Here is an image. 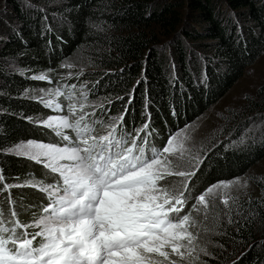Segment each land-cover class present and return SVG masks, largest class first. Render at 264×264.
Masks as SVG:
<instances>
[{"label": "trees", "instance_id": "trees-1", "mask_svg": "<svg viewBox=\"0 0 264 264\" xmlns=\"http://www.w3.org/2000/svg\"><path fill=\"white\" fill-rule=\"evenodd\" d=\"M263 53L264 0H0V210L4 219L32 222L49 200L27 182L54 184L59 179L7 151L50 137L34 123L36 117L48 114L35 100V92L51 89L67 60L81 54L87 59L83 67L87 71L64 79L61 91L65 86L72 91L83 82L88 92L81 97L88 102L109 99L83 114L96 133L107 134L110 129L103 119L123 113L119 130L129 134V141L147 137V144L137 140L147 150L152 145L161 147L169 134L217 103ZM40 75L46 79H33ZM261 108L255 105L258 113L253 121L264 126ZM246 123L240 124L233 138L241 137ZM144 124L148 129L137 132ZM228 140L214 146L199 169L202 189L244 176L264 158V139L239 143L235 151L228 148ZM13 182H21L24 188H15ZM258 187V199L231 209L216 205L209 211V255L199 250L200 264H264V183ZM13 210L18 217L11 216Z\"/></svg>", "mask_w": 264, "mask_h": 264}, {"label": "snow or ice", "instance_id": "snow-or-ice-1", "mask_svg": "<svg viewBox=\"0 0 264 264\" xmlns=\"http://www.w3.org/2000/svg\"><path fill=\"white\" fill-rule=\"evenodd\" d=\"M49 95L62 93L57 89ZM45 106L61 108L51 100ZM67 107L65 115L44 121V126L69 142L66 146L28 141L13 149L18 156L43 163L59 179L54 184L27 182L49 200L32 222L6 221L0 210V264H181L191 257L197 234L190 229L198 221L184 210L189 178L196 172L187 167L190 149L183 130L172 134L162 148L152 145L146 150L137 140L147 144V137L129 141V134L119 130L123 116L113 118L120 125L109 124L107 134L99 135L86 121L82 106L78 117L74 104ZM147 129L144 124L136 131ZM192 159L203 163L198 156ZM172 176L183 178V187L170 183ZM234 183L239 180L209 186L195 198L192 209L203 212L206 220L216 207L208 194ZM229 199L224 195L221 202L228 205ZM11 216L18 214L13 210ZM200 251L209 255L205 248Z\"/></svg>", "mask_w": 264, "mask_h": 264}, {"label": "rangeland", "instance_id": "rangeland-1", "mask_svg": "<svg viewBox=\"0 0 264 264\" xmlns=\"http://www.w3.org/2000/svg\"><path fill=\"white\" fill-rule=\"evenodd\" d=\"M86 60L87 59H85L81 54L67 60L60 66L61 71L56 75V84L51 89H44L35 92V94L37 95V98H35V100L40 102V104H42L47 109L48 114L36 117L34 119V123L39 127H43V129L46 130L47 133L50 132V137L52 138L51 139L50 137L48 138L47 136H44L40 141L35 142L55 143L60 146H66L64 143H59L61 142L60 136L59 138H56L57 135L54 133V131L44 126V121L52 116L65 115L68 112L67 106L70 103L75 105L76 117L81 114V106L82 113L85 114L86 112H91L94 108L108 103L109 99L99 98L93 102H88L84 97H81L88 92V87H85L86 84L83 82H79L77 84L78 87L75 84L76 87L73 88L72 91H69L70 88L68 86H65L64 90H60V87L64 85V79L70 78L72 75H75L77 73L81 74L85 72V70L87 71V69H83V67H86ZM80 84H82V86H79ZM57 89L62 94L67 96V98L61 100L60 96L49 95V93H52ZM48 100H51L54 103H59L61 105V108L56 109L54 107H46L45 102ZM263 103L264 53L253 65L249 66L245 70L243 76L237 81V83L231 88V90L227 92L226 95H224L219 101H217V103L212 105L206 112H204L200 117L194 120V122L176 131L178 132L183 130L182 135L187 136L186 146L190 149V152L187 153L186 156L187 159L191 160V163L188 164L187 167L196 172L195 176L189 178L188 189L190 192V196L188 204L186 205V211H191L192 216L198 221L197 225L190 229L192 232L195 230V233H193L197 234V239L194 241L196 250L192 253L191 257H186L185 260L181 261V264H200L201 259L199 258L197 252L201 248L207 249L208 247L207 240L209 239L208 231L210 229V226H208L207 224L208 218L205 220L203 212L197 213L192 209V205L195 203V198L199 194L204 193L205 190L209 187L208 186L205 189L201 188V183H199L201 172H199V169L204 166L205 158L209 154V151L214 146L220 143L226 144V140L236 134V131L238 132V129H240V124L242 123L247 122L241 127L244 128L242 132L240 131L242 133L241 137L239 139L232 137L230 141L228 140L229 143L231 142V144L227 145L229 146L228 148L230 150L235 151L236 147L240 146L239 143L243 145L247 144L250 141H257L256 143H259V140L264 139V128L261 129V127L264 126H262L261 123H256V121H253V119L255 120V114L258 113V110L255 109V105L259 104L263 107L261 108L262 111L259 110V112L262 113L261 115H264V105H262ZM121 114L124 115L123 113ZM118 117L120 116L111 115L110 117L104 118L103 121L105 122V126L115 123L113 118ZM258 117L260 116L258 115ZM248 119H251L250 121L252 122L249 123L250 121L248 122ZM261 121L264 125V120L262 118ZM65 133L69 136L74 135V133H72L70 130H65ZM171 135L172 134H169L167 137L169 138ZM165 144L166 142L163 143L161 148ZM234 144L236 146H234ZM15 148L16 146L10 148L7 152L14 156H18L13 151V149ZM193 156H198L199 159L203 161V163L197 164L196 160L192 159ZM18 157L24 158L45 168L43 166V163H37L23 156ZM182 179L183 178L172 176L168 178V181L170 183L176 184L178 187H183V185L180 183ZM237 179L239 180V183H234L228 189H214L213 193L208 194V198L214 200L215 204L219 205L221 209H231L241 202L248 203L251 200L260 198L261 192L258 187V183H264V158L253 167H251L244 176L235 178L230 181H235ZM13 184L15 188H24V185H22L21 182H13ZM35 189L38 190L37 187H35ZM224 195L230 197L228 205H225L221 202ZM237 208L238 206L235 208V211L237 210ZM204 223L205 225L203 227L202 224ZM31 231H36V229L32 228ZM172 258L179 259L178 257Z\"/></svg>", "mask_w": 264, "mask_h": 264}]
</instances>
